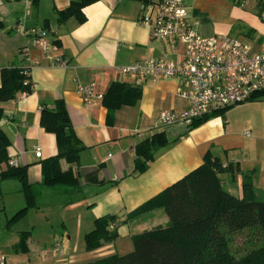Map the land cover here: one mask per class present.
<instances>
[{"label":"crops","instance_id":"1","mask_svg":"<svg viewBox=\"0 0 264 264\" xmlns=\"http://www.w3.org/2000/svg\"><path fill=\"white\" fill-rule=\"evenodd\" d=\"M70 1L0 0V69L26 67L32 82L30 93L18 92L0 102L8 157L26 167L30 185L24 188L18 177L0 181L3 264H89L130 252L133 235L168 224L162 207L136 210L199 166L206 153L230 165L219 175L224 190L241 197L242 175L248 174L256 193L264 191V93L214 111L189 130L163 126L160 111L187 107L188 101L178 94L186 85L173 77L136 78L119 73L117 67L154 57L176 61L182 57V47L171 39L150 37L139 23L141 0H96L82 9L83 22L74 17L58 21L56 11ZM184 4L200 34L225 33L249 44L252 51L264 49L260 0H249L251 13L239 11L234 0H184ZM239 20L242 35L231 34ZM40 28L46 29L54 46L51 54L65 59L67 67L51 65L34 43ZM91 81L101 97L85 104L76 85ZM116 81L139 87L141 94L135 104L108 113L101 98ZM56 99L65 102L72 130L84 148L78 164L59 160L60 170L70 169L76 183L47 187L41 184L40 161L57 149L54 135L39 124L40 110L42 104L50 107ZM246 130L249 136L244 135ZM140 143L143 149H138ZM36 147L40 157L35 155ZM142 151L151 152L152 158L143 171H134L135 160H144ZM26 205L25 213L7 224ZM106 215L117 220V238L87 250L85 234L94 228L95 219ZM56 242L60 252L54 249Z\"/></svg>","mask_w":264,"mask_h":264},{"label":"trees","instance_id":"2","mask_svg":"<svg viewBox=\"0 0 264 264\" xmlns=\"http://www.w3.org/2000/svg\"><path fill=\"white\" fill-rule=\"evenodd\" d=\"M96 0H72L62 10L56 11L57 20L74 17L79 23L85 16L82 9ZM26 67L9 66L0 69V102L13 99L18 92L32 91L30 75ZM27 80L28 83L24 84ZM264 93L258 92L252 98ZM140 88L126 82H112L102 95L101 101L108 113L121 105H133L140 98ZM251 98V99H252ZM213 113V112H212ZM195 119L185 129L203 124L213 114ZM2 110L0 107V118ZM40 126L52 133L56 141L55 155L40 161L41 184L47 187L76 183L72 171H61L59 160L78 164L79 152L84 148L77 140L63 99H56L52 106L42 104ZM9 140L0 127V181L18 177L24 188L25 166L10 167L6 164ZM143 143L137 147L142 148ZM144 160H135L134 171H143L151 152L142 151ZM230 169L210 153L203 156L202 163L163 191L141 205L136 212L162 207L167 218L166 226L144 230L132 236V250L125 254H112L89 264H264V191H255L248 174L242 175L243 195L237 197L224 190L219 175ZM27 205L15 212L8 222L20 218ZM113 216L95 219L94 228L85 234L87 250L99 247L103 242L115 240L117 233L109 224ZM248 231L250 245L235 256L230 250V235ZM25 240L22 241V243ZM248 241V242H249Z\"/></svg>","mask_w":264,"mask_h":264},{"label":"built area","instance_id":"3","mask_svg":"<svg viewBox=\"0 0 264 264\" xmlns=\"http://www.w3.org/2000/svg\"><path fill=\"white\" fill-rule=\"evenodd\" d=\"M264 4V0H260ZM239 6H245L249 0H234ZM143 10L139 18L140 25L149 30L155 40L171 39L182 47V57L176 61L164 57L137 60L117 67L121 74L136 78L153 79L177 78L186 89H178V94L188 101L185 109L179 111L162 110L159 122L163 126H189L195 119L225 107L234 106L250 100L254 94L264 91V49L252 51L249 44L228 34L205 36L198 32L196 25L190 21L184 0H141ZM155 9L152 15V9ZM259 18L264 20V7ZM21 30V27L18 28ZM34 43L42 50L51 65L67 67V62L60 56L52 55L54 46L47 37L44 28L37 29ZM26 56V48L22 49ZM25 74L30 75L29 69ZM28 83L27 80L24 84ZM76 91L85 104H91L101 97L93 81L78 83ZM22 96L28 94L21 92ZM249 136V130L244 132ZM35 155L40 157V147L35 148ZM6 164L19 166L14 157H9ZM117 220L109 226L114 228ZM60 244L54 249L60 252ZM4 256H0V264Z\"/></svg>","mask_w":264,"mask_h":264},{"label":"rangeland","instance_id":"4","mask_svg":"<svg viewBox=\"0 0 264 264\" xmlns=\"http://www.w3.org/2000/svg\"><path fill=\"white\" fill-rule=\"evenodd\" d=\"M235 4H236V8L241 12H247V13L253 12V11H251L252 10L251 6L248 4L245 6H239V4H237V3H235ZM240 26H242V24H240V20H239V22L236 25H234L233 28L230 30V33L242 35V33H239ZM11 215H12V213H11ZM7 224H9L8 221H7ZM2 229H3V227H2ZM250 234H251L250 232L244 231V232H238V233H234V234L230 235V240H229L230 250L232 251V253L235 256L242 254L244 252V250L251 244L249 241V239L251 238ZM131 241H132V237H131Z\"/></svg>","mask_w":264,"mask_h":264}]
</instances>
